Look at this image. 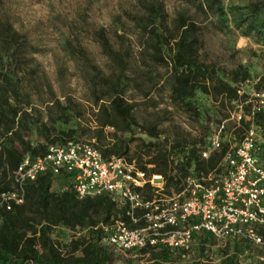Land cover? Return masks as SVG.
<instances>
[{
    "label": "trees",
    "instance_id": "trees-1",
    "mask_svg": "<svg viewBox=\"0 0 264 264\" xmlns=\"http://www.w3.org/2000/svg\"><path fill=\"white\" fill-rule=\"evenodd\" d=\"M182 1L198 13H223L221 0ZM117 10L116 19L123 18L121 24L131 27L132 39L115 31V43L104 27L91 32L117 68L116 74L109 76L91 60L76 25L61 17L53 21L59 50L80 68L85 83L83 99L70 93L59 96L49 83L45 87L39 83L38 68L33 65L37 47L0 14V196L13 190L14 173L24 155H43L50 145L79 140L81 136L93 138L104 157H124L148 175L161 174L165 194L180 189L189 167L193 166L200 176L217 165L220 156L212 153L202 159L203 148L198 147L197 139H189L188 133L160 139L163 131L159 122L164 118L133 117L140 106L134 93L152 101L156 108L160 102L152 100L151 94L161 89L166 105L177 102L181 112L199 118L201 102L196 92L201 91L214 101L236 99L238 89L233 84L247 78L246 68L239 67L227 75L223 69L202 60L199 23L182 12L170 19L163 0H117ZM252 11L256 19L249 23L250 29L264 35V17L258 8ZM86 104L94 117H106L93 124ZM253 120L264 137V110L256 112ZM241 123L247 126L243 119ZM136 132L152 140L134 137ZM225 148L224 145L222 152ZM260 154L264 163L263 146ZM51 188L52 176L41 174L25 185L21 204H14L10 210L0 206V264H115L114 251L102 242V227L118 219L131 228L144 224L142 220L132 224L126 214L127 205H117L107 194L79 199L70 189L54 192ZM137 190L146 199L158 195L149 184ZM55 225L88 228L89 237L72 241L63 252L50 238ZM200 233L214 239L208 232ZM231 242L243 249L246 246ZM125 252L149 253L145 264H173L171 257L184 253L165 246ZM222 264L235 263L232 257H226Z\"/></svg>",
    "mask_w": 264,
    "mask_h": 264
},
{
    "label": "built area",
    "instance_id": "built-area-1",
    "mask_svg": "<svg viewBox=\"0 0 264 264\" xmlns=\"http://www.w3.org/2000/svg\"><path fill=\"white\" fill-rule=\"evenodd\" d=\"M255 96L248 113H235L237 125L242 119L247 122L239 139L231 142L227 137L226 120L207 137L200 156L207 159L217 153L215 168L198 178L189 167L180 189L170 194L162 192L161 174L148 175L124 157H104L91 141L69 140L50 145L43 155H24L14 173V188L1 193L0 206L10 210L21 204L25 185L49 173L52 186L59 185L60 191L70 189L79 199L107 194L117 205H127L132 224L143 221L131 228L118 219L102 227V242L114 252L160 246L187 251L195 234L205 231L217 240L252 247L257 264H264V163L261 133L253 120L262 109L264 93ZM145 184L158 195L144 198L137 189Z\"/></svg>",
    "mask_w": 264,
    "mask_h": 264
},
{
    "label": "rangeland",
    "instance_id": "rangeland-1",
    "mask_svg": "<svg viewBox=\"0 0 264 264\" xmlns=\"http://www.w3.org/2000/svg\"><path fill=\"white\" fill-rule=\"evenodd\" d=\"M163 2L170 19L182 12L191 15L199 23L202 60L223 69L227 75L239 67H244L248 76L244 81L233 84L238 89V96L230 101H214L209 95L197 91L196 98L201 102L202 111L199 118L181 112L177 102L166 105L167 101L163 100L165 95L161 89L153 91V96L151 94L152 100L160 102L156 108L153 107L152 101H147L137 92H133L137 101H140V106L136 108L139 112L133 117L140 120L164 118L159 122L163 131L160 139L165 136L172 138L176 133H188L189 139L199 141L197 145L200 148L207 147V137L216 130L221 121L226 120L227 137L231 142L236 141L246 129V124L237 125L235 113L239 109L244 114L248 113L257 99L255 95L264 93V35L254 32L249 26V23L256 19L251 15L253 8H258L259 14L264 17V0H221L223 8L221 14L198 13L182 0H163ZM0 14L8 18L19 31L25 33L37 47L33 61L39 72L37 80L44 87L49 83L59 96L70 93L76 98L83 99L85 83L80 68L59 50L57 33L53 28L56 17L76 25L82 44L91 60L100 66L106 76L116 74L117 68L94 41L91 32L93 29L104 27L107 35L115 43H117L115 31L124 32L130 39L133 35L129 25L121 24L123 18L120 21L116 19L117 0H0ZM86 106L87 116L93 124L99 123L106 117L105 115L94 117L90 106L88 104ZM262 109L264 110V98ZM141 111L150 114L140 113ZM139 136L146 141L152 140L142 133L134 134V137ZM260 136L261 145L264 147V137ZM79 140L94 141L88 136H81ZM212 153L217 155L215 152ZM202 175L204 174L197 177ZM59 188V185L54 184L51 189L60 192ZM200 232L196 233L187 251L171 257L173 264H190L194 261L222 264L226 257H232L235 264H257L252 247L244 246L243 249V246L231 241L211 239ZM88 237V228L69 229L63 225H55L50 230L51 240L63 252L71 247L72 241ZM112 253L115 264H145L150 256L149 253L140 255L137 252Z\"/></svg>",
    "mask_w": 264,
    "mask_h": 264
}]
</instances>
